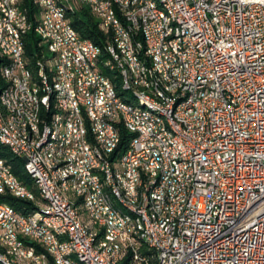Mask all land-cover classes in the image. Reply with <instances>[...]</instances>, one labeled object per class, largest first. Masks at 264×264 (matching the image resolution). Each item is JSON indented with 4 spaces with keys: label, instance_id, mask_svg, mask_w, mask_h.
Masks as SVG:
<instances>
[{
    "label": "bare ground",
    "instance_id": "obj_1",
    "mask_svg": "<svg viewBox=\"0 0 264 264\" xmlns=\"http://www.w3.org/2000/svg\"><path fill=\"white\" fill-rule=\"evenodd\" d=\"M140 2L147 3L157 17V31L163 35L164 49L153 51L147 32H139L137 39L131 26L123 29L125 46L122 30L106 18L108 11L111 20H118L115 1L103 0L106 11H99L96 8L98 0H77V6L88 7L99 21L101 30L108 34L103 51L93 41L83 39L72 26L69 14L77 7L71 0H34L39 10L34 20L22 7L21 0H11V5L10 0H0V55L9 60V66L6 63L1 69L7 85L0 91V143L24 160L25 171L33 182L32 188L27 186L6 161L0 159V171L10 178L2 180L0 194L7 191L22 199L25 193V200L37 203L36 209L23 214L0 201V209H7L34 231L16 227L19 239H28L35 244L36 254L23 253L14 240L5 238L0 225V264H94L83 254L73 226L61 212L50 211L57 207V200L52 195L66 204L72 220L87 239L89 250H95L103 263L119 264L128 255L124 239H129V230L120 232L116 218L118 222H125V228L130 229V238L136 242L128 244V251H142L147 264H162L153 235L172 236V244L181 242L182 208L179 205L182 199L193 198L194 182L198 178V166L192 161V143L181 131L193 133V140H200V134L204 138L214 135V113L209 103L213 88L222 85L223 74H218L212 66L195 65L193 54H198V45L190 44V26L180 7H175L169 0ZM12 7L17 12L18 26L9 27L7 32L2 12L12 14ZM57 14L62 28L58 26ZM29 28H33L40 39L39 45L46 49L38 59L36 74L28 66L25 52ZM62 29L72 39V47L88 73L99 78L106 100L119 103L133 121L141 122L147 137L160 148L162 162L169 166V195H159L157 199L159 179L155 172H149L147 164H133L132 177H129L128 149L133 147V136L124 152H119L118 148L122 128L135 132L130 116H123V127L120 120H111L110 138L106 127H99V134L90 136L84 113H76L74 119L73 107L67 106L69 96L65 92L74 88V80H83V71L80 66H73L74 80L66 74L62 53L69 52V45H63ZM13 46L17 57H11ZM165 51L171 53L175 61L173 67L162 64L166 62ZM144 57L149 59V64L143 65L138 72L137 65L144 64ZM9 67H19L20 73L25 74L27 89H30L29 103L13 97L15 90L23 92V78L14 75ZM179 73V81L173 84V74ZM192 75L202 79L193 103L196 124L181 114L184 92H189ZM159 93L162 99L172 100L170 118L177 126H173L168 110L154 104ZM86 115L93 119V124L101 123L96 105H88ZM28 124H34L36 134L26 131L24 127ZM197 130L199 133H194ZM5 135L11 136L22 147L36 148L39 164L53 186L52 195L43 175L38 174L31 162H26L21 149ZM76 144L78 148L69 147ZM110 148H116V151ZM81 156L91 161V178H97V194L93 182H77V178H83V167L79 166ZM67 161L69 166H75V173L67 168ZM215 168H222V160H215ZM133 189H136L135 193ZM195 190L205 191V184L195 182ZM220 191H227V180H220ZM98 199L108 212L93 210ZM175 264H184V261Z\"/></svg>",
    "mask_w": 264,
    "mask_h": 264
},
{
    "label": "built area",
    "instance_id": "obj_2",
    "mask_svg": "<svg viewBox=\"0 0 264 264\" xmlns=\"http://www.w3.org/2000/svg\"><path fill=\"white\" fill-rule=\"evenodd\" d=\"M110 1H115L118 20H111V14L106 11L103 0H98L96 8L106 11L109 22L122 30V42L125 46L123 29L124 26H131L137 39L139 32H147L153 51L156 48L164 49L163 35L157 31V17L150 11L147 3H141L140 0ZM71 2L77 7V0ZM169 3L180 7L181 14L190 26V44L198 45V54H193L195 65L212 66L218 74H223V82L213 88L209 103L214 113V135L204 138L200 134V140H193V133L181 131L192 143V161L198 166V178L195 182H203L205 191H196L194 182L193 198L182 199L179 205L182 208L180 227H183L179 244H172V236L153 235L161 252L162 264H175L176 261H184V264H264V0H169ZM0 6L2 10V3ZM50 6L52 7L51 4ZM2 20H5L7 32L9 27L18 26L17 12L13 11V7L12 14L2 12ZM57 22L59 28H62L58 14ZM31 31H34L33 28H29V32ZM63 36V45H69V52L62 53L66 74L73 79V66H80L83 71V80L73 79L74 88H68L65 92L69 96L67 106L73 107L74 119L76 113L85 114L90 136L99 134V127H106L110 138L111 120H120L123 127V116H130V113L125 112L119 103L106 100L99 78L88 73L72 47V39L64 33ZM165 53L166 62L162 64L173 67L175 61L171 58V53ZM11 57H17L14 46ZM7 64L9 66V60ZM148 64L149 59L144 57V64L137 65V71ZM9 68L14 75L23 78V92L15 90L13 97L29 103L30 89H27L25 74L20 73L19 67ZM179 76L180 73L173 74V84L179 81ZM201 81V78H194L192 75L189 92H184L181 114L186 115L193 124H196L193 103ZM171 103L172 100L162 99L161 93L159 97H155L154 104L168 110L169 118ZM88 105L97 106L98 114L101 115L100 124H93V119L86 115ZM171 120L173 126H177ZM133 122L135 132H129L133 136V147L128 149L129 177H132L133 164H147L149 172H155L159 179L157 199L159 195H169V166H164L160 148L155 147L147 137L141 122ZM24 128L29 133H37L34 124H28ZM194 133H199V130ZM5 138L14 141L9 135H5ZM15 144L21 149L22 156L26 157V162H31L38 174L43 175L48 192L52 195L53 186L39 164L36 148L22 147L17 142ZM69 147H77V144ZM110 149L116 151V148ZM215 160H222V168H215ZM79 166L83 167V178H77V182H93L97 194V178H91V161L81 156ZM67 168L75 173V166H69L68 161ZM2 180L10 178L0 171V185ZM220 180H227V191H220ZM14 187L18 188V185ZM135 190L133 189L134 193ZM25 196L23 193L22 199ZM52 198L57 200V207L50 208V211L61 212V216L73 226L83 254L94 264H108L95 255V250H89L87 239L72 220L66 204L59 202L54 195ZM93 210L98 213L108 212L99 199L98 205H93ZM162 220L163 218L161 222ZM0 225L7 240H14L23 253L36 255L35 244L28 239H19L16 234V227L34 232L22 220H18L7 209H0ZM116 226L120 232L129 230V239H124L130 255L129 264H147L143 260L142 251H128V244L136 242L130 238V229L125 228V222H118L116 218ZM47 260L50 258L47 257Z\"/></svg>",
    "mask_w": 264,
    "mask_h": 264
},
{
    "label": "trees",
    "instance_id": "obj_3",
    "mask_svg": "<svg viewBox=\"0 0 264 264\" xmlns=\"http://www.w3.org/2000/svg\"><path fill=\"white\" fill-rule=\"evenodd\" d=\"M22 7L26 9L31 20L35 19L36 14L38 13V6L34 3V0H21ZM71 19L72 26L78 31L80 36L83 39H89L95 44L100 46L103 51L106 49L108 34L103 32L99 26V21L88 9V7L79 5L77 6L74 13L69 14ZM40 39L35 34L34 31L29 32L25 37V49L28 66L33 73L37 72V62L38 59L46 52L45 47L39 45ZM43 50V51H42ZM45 50V51H44ZM38 55V56H37ZM41 56V57H40ZM7 63V60L0 55V91L6 87L7 82L2 76L1 69ZM120 130L121 141L119 145V152H124V149H127V145L132 137L126 129L122 128ZM121 148V149H120ZM0 159L6 161V163L11 167L13 173L27 186L33 187V182L27 175L25 171L24 160L14 154L8 147L0 143ZM0 201L12 205L15 209L27 214L32 212L37 208L36 201H30L21 199L19 197L13 196L9 192L5 191L3 194H0ZM130 255L125 256L119 264H129Z\"/></svg>",
    "mask_w": 264,
    "mask_h": 264
}]
</instances>
